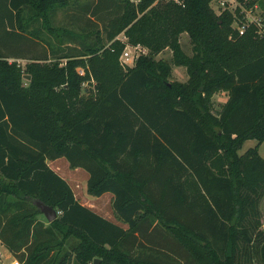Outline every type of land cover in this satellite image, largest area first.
Wrapping results in <instances>:
<instances>
[{
	"label": "trees",
	"instance_id": "1",
	"mask_svg": "<svg viewBox=\"0 0 264 264\" xmlns=\"http://www.w3.org/2000/svg\"><path fill=\"white\" fill-rule=\"evenodd\" d=\"M5 1L0 239L19 261L242 264L238 256L256 240L264 264V31L247 15L256 0L220 12L213 0H102L117 10L105 37L96 30L88 40L53 24L70 0ZM40 30L56 38V46L47 40L52 55L25 66L11 60L22 56L13 45ZM184 32L192 54L181 44ZM76 36L81 47L59 55ZM127 43L148 48L133 66L120 60ZM166 48L186 66L187 81L171 80L172 64L157 58ZM221 90L228 98L215 110ZM249 139L257 143L240 152ZM63 156L88 171L91 195L114 194L127 226L76 197L48 163ZM38 199L58 210L56 219H46Z\"/></svg>",
	"mask_w": 264,
	"mask_h": 264
},
{
	"label": "rangeland",
	"instance_id": "2",
	"mask_svg": "<svg viewBox=\"0 0 264 264\" xmlns=\"http://www.w3.org/2000/svg\"><path fill=\"white\" fill-rule=\"evenodd\" d=\"M255 6L250 8L249 12H247L248 18H257L264 23V0H256ZM238 4V0H213L212 5L220 12V10L225 6H230L233 10ZM117 7L115 5L112 6L111 9L105 8V4H103L102 0H70L69 4L64 8H57L53 24L59 26H66L68 28H73L76 33L80 36L88 39L95 38L96 30L102 34V37H105V22L107 17L111 15V13H115ZM8 5L6 4L5 0H0V22L3 26L7 28L10 27L9 18L10 15ZM40 25V20L35 19L33 20L32 26ZM93 30V31H92ZM6 36L11 39L13 37L10 34L6 33ZM119 36L123 37L124 33H121ZM79 36H76L73 39V42L65 43L62 49L58 50V54L62 55L71 49H68L67 46H80V39H77ZM55 44L56 38L54 36H50L47 30H40L35 32L33 35L28 34L27 37L23 38L19 42L17 41L15 45H13V51H17L22 56L20 57H12L11 60H16L22 66H25L26 63L30 60L31 57H34L38 54L48 53L49 56L52 55L51 46L48 44L47 40L49 39ZM46 41V42H45ZM106 43L108 42L105 40ZM13 43V42H11ZM181 44L184 50L192 54L193 52V44L190 40V36L187 32H184L181 35ZM61 48V47H60ZM172 49L166 48L162 52L157 55V58H162L167 60L172 64V76L171 80H178V81H187L188 80V72L187 68L184 65H176L173 63L172 57ZM56 57H51L50 60H54ZM95 81L92 80V84ZM89 93V91H86ZM227 94L224 90L216 92L213 97V106L215 110L221 108L222 104L224 103ZM257 143L256 139H250L244 143V146L241 148L240 152H244L250 146H254ZM260 153L264 156V141L261 143L259 147ZM56 163H51L52 166L57 168V172H59L62 176H64L69 184L72 186L73 191L76 197L85 205L91 207L93 210L97 211L98 213L102 214L103 216L112 219L118 220L119 223L124 224L121 220H119L114 212L113 208V197L110 192L105 193L101 196H93L88 192L87 182L89 178V173L86 169L82 167L73 168L70 166V163L66 161L65 157H62L61 160ZM59 165V166H58ZM260 209L262 211V221H263V228H264V196L260 201ZM125 226L127 224L125 223ZM258 242L254 240L253 242L245 245L244 253L238 256V259L242 262V264H263L260 260L259 254V245ZM0 249L3 251L5 247L0 244ZM5 252L4 255L5 256ZM2 256V258H3Z\"/></svg>",
	"mask_w": 264,
	"mask_h": 264
},
{
	"label": "built area",
	"instance_id": "3",
	"mask_svg": "<svg viewBox=\"0 0 264 264\" xmlns=\"http://www.w3.org/2000/svg\"><path fill=\"white\" fill-rule=\"evenodd\" d=\"M250 10V9H249ZM249 10L247 12H249ZM250 21H254L256 22L259 27H260V32L264 31V23L262 21H260L257 18H248ZM247 27L246 24H243L240 27V32H244L245 28ZM123 40H127V36L124 34L123 37L118 36ZM148 52V48L143 46L140 43L137 44H132V43H127V45L125 46L121 56H120V60L122 62V64H124L125 66H133L137 60V58L142 55V54H146ZM81 73H84L85 70L82 68L80 69ZM2 255V251L0 250V256ZM14 264H22L20 261L18 260H14Z\"/></svg>",
	"mask_w": 264,
	"mask_h": 264
},
{
	"label": "crops",
	"instance_id": "4",
	"mask_svg": "<svg viewBox=\"0 0 264 264\" xmlns=\"http://www.w3.org/2000/svg\"><path fill=\"white\" fill-rule=\"evenodd\" d=\"M226 92V94H227V97H226V99H225V101L227 100V98H228V93H227V91H225ZM224 101V102H225ZM250 140V139H249ZM248 141V140H247ZM246 141V142H247ZM64 157V156H63ZM66 158V157H65ZM62 159V157H59V158H56V159H52V160H48V163L52 166V164L51 163H56V164H59L58 162H59V160H61ZM66 161H68L67 160V158H66ZM68 163H69V161H68ZM62 164V163H61ZM61 164H59V165H61ZM58 165V166H59ZM55 170H57V168L55 167V166H52ZM57 171H59V170H57ZM105 193H108V192H105ZM104 193V194H105ZM111 193V195H112V197H114V194L112 193V192H110ZM112 220V219H111ZM113 221H115V222H118L119 223V221L118 220H113ZM120 224H122V223H120ZM122 225H124L125 226V223L124 224H122ZM0 244L1 245H3L4 247H5V249L2 251L1 249V251H2V255L0 256V264H14V260H18L19 261V259L11 252V250L3 243V241L0 239ZM4 252L6 253L5 254V256H3L4 255ZM2 256H3V258H2Z\"/></svg>",
	"mask_w": 264,
	"mask_h": 264
},
{
	"label": "water",
	"instance_id": "5",
	"mask_svg": "<svg viewBox=\"0 0 264 264\" xmlns=\"http://www.w3.org/2000/svg\"><path fill=\"white\" fill-rule=\"evenodd\" d=\"M36 204L38 205L40 210L43 212L47 220L52 221L57 218L59 212L53 205L47 204L40 199L36 201ZM99 262H100V259L97 258L94 264H98Z\"/></svg>",
	"mask_w": 264,
	"mask_h": 264
}]
</instances>
